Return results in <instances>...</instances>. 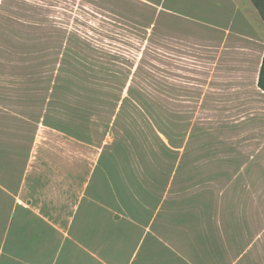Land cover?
Listing matches in <instances>:
<instances>
[{
    "label": "crops",
    "instance_id": "obj_1",
    "mask_svg": "<svg viewBox=\"0 0 264 264\" xmlns=\"http://www.w3.org/2000/svg\"><path fill=\"white\" fill-rule=\"evenodd\" d=\"M212 3L241 11L240 22L253 14L243 0ZM243 112L223 133L190 121L176 137L121 148L81 135L49 106L6 114L0 264H264V106Z\"/></svg>",
    "mask_w": 264,
    "mask_h": 264
},
{
    "label": "rangeland",
    "instance_id": "obj_2",
    "mask_svg": "<svg viewBox=\"0 0 264 264\" xmlns=\"http://www.w3.org/2000/svg\"><path fill=\"white\" fill-rule=\"evenodd\" d=\"M146 1L0 0V130L6 114L38 103L95 142L144 147L190 121L223 133L264 106V16L252 0L248 22L212 0Z\"/></svg>",
    "mask_w": 264,
    "mask_h": 264
},
{
    "label": "trees",
    "instance_id": "obj_3",
    "mask_svg": "<svg viewBox=\"0 0 264 264\" xmlns=\"http://www.w3.org/2000/svg\"><path fill=\"white\" fill-rule=\"evenodd\" d=\"M254 5L258 8V10L260 11V13L262 14V16H264L263 14V5H261L257 0H252ZM258 86L264 91V57H263V60H262V64H261V67H260V72H259V77H258ZM55 88H57V85L55 86ZM131 98V95H129V97H125V98H121L118 97L115 102L113 103L114 104V109L116 110L117 108L122 110L125 106V104H127V102H129ZM161 133L165 134V135H169L166 131L164 130H161Z\"/></svg>",
    "mask_w": 264,
    "mask_h": 264
}]
</instances>
